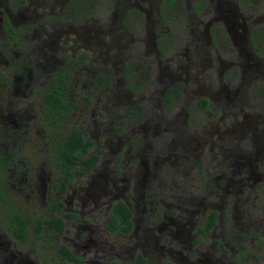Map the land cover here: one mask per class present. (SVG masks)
<instances>
[{
	"label": "flooded vegetation",
	"instance_id": "obj_1",
	"mask_svg": "<svg viewBox=\"0 0 264 264\" xmlns=\"http://www.w3.org/2000/svg\"><path fill=\"white\" fill-rule=\"evenodd\" d=\"M97 1L0 0V264L101 263L79 256L102 233L85 217L101 214L104 231L134 237L131 261H264V132H251L264 127V0H185L177 29L161 13L172 0H105L99 26ZM49 92L65 98L56 112ZM112 107L125 119L115 144ZM74 131L83 159L96 161L73 168L90 181L62 199L80 175L61 185L55 145ZM123 140L136 165L117 173L104 165L120 159ZM195 172L205 181L196 185ZM118 202L131 212L123 233L108 225Z\"/></svg>",
	"mask_w": 264,
	"mask_h": 264
},
{
	"label": "rangeland",
	"instance_id": "obj_2",
	"mask_svg": "<svg viewBox=\"0 0 264 264\" xmlns=\"http://www.w3.org/2000/svg\"><path fill=\"white\" fill-rule=\"evenodd\" d=\"M95 1H97V0H95ZM105 2H106L105 0H98L96 6L89 7L90 10L92 12H95L96 15H97L94 18V20L96 21V26H99L100 22L105 21L104 17L108 14V9L106 7L107 3H105ZM171 3H172V6L170 7V9L168 8L166 11H164L161 8V13L163 14V16H164V18L166 20L165 24L172 23L169 27L177 29V26L175 24L180 23V24L186 25V23H187V22H185V20L188 19L187 18L186 9H185V0H177V1H173L172 0ZM108 5H109V1H108ZM175 19H176V23L175 22L173 23V21ZM74 20L78 21L79 23L83 22V19H81V18L74 19ZM235 21L239 22V23H243L241 20H235ZM173 26H175V27H173ZM213 56H215V54H213ZM212 61H214V57H213ZM191 69H192V72L190 74L192 76L197 74V76H199V78L201 79V75H199L197 67H191ZM215 72H216L215 70H212V73H215ZM207 82H209V80H207ZM212 82L214 84H219L217 81H212ZM194 87H196V86H193V88ZM230 88L231 87H229L226 91H229ZM261 108H264V102H263V107L261 106ZM259 111H257L256 114ZM263 112H264V109H262L261 113H263ZM121 113H122L121 108L112 107L110 113L106 114L107 118H108V121H110L109 123H111L110 124V127H111L110 133H111V139L113 140L114 144L117 142V137H120V134H122L124 132L123 131L122 133H119L118 136H114L116 126H118V125L122 126L123 120L125 122L124 118H123V120H121V122H119V120H117L115 118V116L119 117V115ZM252 114H255V113H252ZM223 121L226 122V125L228 127L233 128L234 126H237V125L232 126V124H236V123L233 120V118H231V117H228L225 120L223 119ZM219 124H220V126H223L222 120L219 121ZM114 127H115V129H114ZM195 128H196V130H200V129H198L197 126ZM233 129H234V131H232V133L234 134V136L238 135L239 133H237V132L239 130L238 129L236 130L235 128H233ZM1 130H4V128L0 125V132H1ZM24 130H25L24 128H20L21 132H23ZM36 130H37V128L34 127V126H31V127H29L27 129L28 132H35ZM257 131L264 132V127L262 125L258 124V125H256L254 127L253 130H251V132L255 133V137L256 138L259 137V136H257V133H256ZM228 132H230V131H228ZM246 136L247 135L245 134V136H243V138L246 137ZM243 138H242V141H247V140H245ZM0 143H1V141H0ZM114 144L112 145V147L115 146ZM120 145H121L120 149H121V153H122L121 156L124 153L127 152L123 156L125 158H122L120 156V159H118L116 162L114 160H111L108 164H105V165L103 164L104 166H107L111 170L115 169V171L117 173L120 170L123 169V165H125V164L126 165H131L132 164L134 166L136 165V163L133 164L132 160H128V157L130 156V153H129L130 150H129V146H128L127 142H125L123 140ZM106 159L107 160L108 159H112V157L111 156H106ZM200 159H201V163L200 164L205 165V160H209V157H207V153H205L204 156H202ZM217 159L220 160V156H218ZM216 161L217 160H214L211 163V166L207 169V170H209V172H212L214 170L212 168V165ZM99 166H101V165H99ZM161 172H158L157 174L158 175H162ZM204 172H205V170H204ZM165 173H166V171H163V174H165ZM90 174L91 173H89V174L87 173V175H83V176L80 175V176H78L79 181L78 180L72 181L70 183V185L68 186L66 192L63 194L62 199L63 198L64 199H66V198L68 199V196L71 195V193H73V191H78L80 186H84L87 181H90V177H89ZM193 174H194L193 178H194V181L196 182V185L198 183L202 182V181H205V178L199 179V175H197L196 172L193 173ZM171 175L172 174L170 173L168 179L170 178ZM156 182L157 181L152 180L151 181V184H152L151 187H155L156 186ZM189 185H190V181H189ZM156 192H160V191L157 190ZM85 219H84L85 222L87 224H89L91 229H93L94 226L96 225V229L98 231L102 232V233L96 232V238L98 239L99 242H97L95 240L94 236L91 237L93 240H95V245H94L95 248L93 247V249H91L89 252H85V254H82V252H80L79 256L83 255L84 257H82V258H84V260H86V261H88V259L90 257H92L94 260L96 259V260L101 261V263H90V264H107V263H109L111 261H117L120 264H129L131 262V254H132V252L135 253L136 250H137V246L135 244V239H134V237L132 235H129V234L116 235V234H109L107 231H104V229H105L104 224L106 222V219H105V216H103V214H101L99 216H96V218H90L89 220H88L87 217H85ZM73 233H74V230L71 227L70 237L74 236ZM29 250H31V256L34 257V253L36 251H39L40 249L39 248L33 249L32 247H29ZM103 255H105V258L103 257ZM260 256L264 257V249L261 251ZM263 262L264 261L262 259H259L256 263L251 261L248 264H259V263H263ZM154 264H162V263H159L158 258H155Z\"/></svg>",
	"mask_w": 264,
	"mask_h": 264
},
{
	"label": "trees",
	"instance_id": "obj_3",
	"mask_svg": "<svg viewBox=\"0 0 264 264\" xmlns=\"http://www.w3.org/2000/svg\"><path fill=\"white\" fill-rule=\"evenodd\" d=\"M60 96L61 95L56 92L47 93L46 97L49 108H51L50 111H57L59 108V101L63 102V105H65V98H60ZM57 142L58 143L55 145L54 165L57 167L59 173L62 174L59 175L58 178L64 179L61 185L64 184L63 187H65V183L72 174L81 175L83 173L82 171H74L73 168L79 164L90 166L96 161V156L93 155L83 159L82 155L87 152V143H85L83 138L75 131L63 135ZM130 216L131 212L124 203H116L112 211V217L108 223L110 229L119 233L128 231L125 224L129 227ZM53 221L54 225L61 224V221L57 218ZM62 249L66 258L71 260L76 259L67 248L62 247ZM131 264H149V262L141 254H137L131 261Z\"/></svg>",
	"mask_w": 264,
	"mask_h": 264
}]
</instances>
